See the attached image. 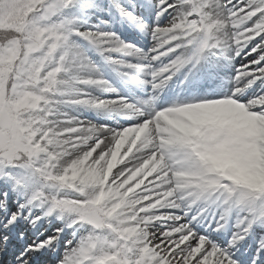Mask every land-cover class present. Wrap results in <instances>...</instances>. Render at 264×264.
Masks as SVG:
<instances>
[{"label":"snow or ice","instance_id":"snow-or-ice-1","mask_svg":"<svg viewBox=\"0 0 264 264\" xmlns=\"http://www.w3.org/2000/svg\"><path fill=\"white\" fill-rule=\"evenodd\" d=\"M76 5L77 0H0V51L10 54L13 45L31 28L33 18L44 15L47 19L42 23L58 25L57 34L66 36L68 43L74 37L87 40L110 64L127 69L120 75L135 79L136 74H142L146 64L111 58L113 53L139 58L142 50L120 40L115 33L99 29L82 31L78 18L65 14V10ZM113 6L144 29L141 17L127 11L118 0H113ZM158 7V19L165 13L171 19L167 25L157 23L153 27L154 47L146 52L148 59L141 60L151 66L160 63L159 67L152 66L159 71L143 80L151 86V98L129 101L107 80L95 78V68L90 73L93 79L116 95L102 99L87 91L91 87L80 84V91L68 101L71 106L107 114L114 113L112 108L119 106L121 112L131 113L125 116L134 118L128 126L96 125L61 112L57 115L62 136L71 139L56 149L43 132L33 135L20 124L8 100L9 93L15 95L14 81L11 73L5 77V95L0 99V178L8 180L26 198L19 206L21 210L39 207L44 209V216L55 214L61 219L67 215L66 201H76L71 222L66 225L74 229L75 242L68 241L70 247L58 264H238L232 249L249 236L254 226L264 225V186L259 181L243 184L232 179L237 171L264 176V103H253L264 98V94L245 95V90L257 80L264 81V0H247L237 7H228L225 0H176L175 4L158 0ZM221 11L234 22L241 21L233 28L238 34L233 45L236 56L250 45V52L257 55L249 65L236 69L234 88L224 98L204 97L159 107L158 94L177 73L188 66L195 68L207 60L210 52L219 50L213 36L216 31L213 21ZM48 35L45 32L43 38ZM87 62L92 65L89 58ZM241 72L247 74L246 88L235 82ZM47 95L55 99L57 93L51 90ZM207 102H214L210 109L226 106L225 113L217 119L195 121L182 116L186 131L177 130L164 119V116L172 119L174 111L185 106ZM237 104L244 105L251 123L241 124L232 118L241 113L235 108ZM128 105L131 108L125 107ZM203 112L193 109L187 113ZM76 152L80 154L74 156ZM113 154L118 163L108 172ZM186 161L193 167L184 168ZM97 164L104 166L107 173L104 188L112 196L94 207V196L85 184L76 181L75 187L69 188L60 178ZM201 179L214 185L210 192L200 190ZM2 195L7 198L6 192ZM19 214L17 211L6 216L2 227L8 229L15 224ZM233 217L235 230L222 246L213 234L224 232ZM40 219L36 216L30 222L35 225ZM206 220L207 230L202 231L198 225ZM80 229L85 232L76 238ZM62 232L63 229H57L55 236L29 244L26 254L17 258L19 264H30L33 253L53 247ZM0 236L3 252L9 236L3 233ZM258 251H264V240L259 242Z\"/></svg>","mask_w":264,"mask_h":264},{"label":"clouds","instance_id":"clouds-1","mask_svg":"<svg viewBox=\"0 0 264 264\" xmlns=\"http://www.w3.org/2000/svg\"><path fill=\"white\" fill-rule=\"evenodd\" d=\"M232 15L234 16L235 14L233 13ZM46 19L44 15L35 16L31 21V28L13 45L11 53L0 51V99H3L5 95L7 85L5 77L8 73H11L12 80L14 81L13 90L15 91V95L9 93L8 100L20 124L24 125L25 130L31 131L33 135L43 132L45 136L50 138L53 147L59 149L71 138H64L62 136V125L59 123V116L57 114L62 112V107L71 106L68 101L80 91L78 85L84 84L89 87L94 86L95 88L103 89L106 86L93 79L90 73L94 71L95 67L87 62L88 57L79 45L74 41L70 44L66 36L57 34L58 25L55 23H42ZM240 22H234L223 11L213 21V24L216 25V31L213 33L215 44L219 46L220 56L229 62L236 57V54L233 52V45L237 43L238 34L233 32V28L237 27ZM144 29H147L146 24ZM45 32L49 33L47 38H43ZM48 40H51L52 43L49 44ZM230 53H234V55H229ZM209 55H216V53L210 52ZM139 58L140 60H147L148 54L141 51ZM45 69L48 71L45 72ZM158 71L159 69H153L149 62L143 66L142 75L146 77ZM246 75L243 72L239 73L235 77V82L240 83L245 88L248 87V84L245 83ZM135 79H138V77ZM232 79L234 80V78ZM144 82L147 83L146 80ZM51 90H55L57 93L55 99L47 95V92ZM213 103L207 102L195 106L188 105L175 110L172 120L180 121L182 113L193 109L206 111L210 109ZM253 103H264V98H260ZM125 107L131 108L130 105ZM235 108L237 111L247 115L243 104H237ZM112 111L121 116H130L131 114L130 112L128 114L121 112L119 106H114ZM50 115L55 116V118L49 119ZM164 119L168 120L170 118L164 116ZM36 125L39 126L37 127ZM175 127L179 131H186L184 125ZM122 143H125V141H122ZM79 154V152H76L73 155L78 156ZM117 163L116 156L113 154L111 162L107 165L108 172L116 167ZM182 166L184 168L193 167L187 161ZM191 178L194 177H183L184 180ZM60 179L69 188H74L76 181L85 184L89 193L94 196L92 200L94 207L111 199L112 193L106 191L104 188L107 173L103 165L97 164L87 170H74L72 176L65 175ZM232 179L235 182L243 184L259 181L261 186H264V176H252L246 172H233ZM212 187L214 185H210L207 180L201 179L199 185L201 191L210 192ZM75 204L76 201L72 199L66 201L65 211L67 215L62 214L66 221L71 222L72 209ZM179 206L177 204V207Z\"/></svg>","mask_w":264,"mask_h":264},{"label":"rangeland","instance_id":"rangeland-1","mask_svg":"<svg viewBox=\"0 0 264 264\" xmlns=\"http://www.w3.org/2000/svg\"><path fill=\"white\" fill-rule=\"evenodd\" d=\"M135 1V0H118V2L129 12H132L135 16L141 17L143 19L144 24L147 25V29H141L138 27L135 23L127 20L125 16H123L114 6H113V0H77V5L74 8H70L65 10V14L68 17H75L78 18L80 29L83 30H96L99 29L100 31L105 32H111L115 33L117 37H119L120 40L124 41L125 43L134 45L136 48L141 49L144 52H148L149 49L145 48L144 46L147 44V42L153 40L152 32H149L150 29H152L154 24H161L167 25L171 19V16L169 15V18L164 14L163 16H160L159 19L157 18V13L159 12L157 10L158 5L156 7V4H158V0H139L140 3V10L131 11L129 9V2ZM232 1V0H231ZM170 3L175 4L176 0H169ZM247 0H236L237 6H243V4H246ZM225 3L227 5L229 4L228 0H225ZM156 8V9H155ZM169 12H171L173 15L175 14L172 9H169ZM169 14V13H168ZM124 36V37H123ZM259 38H257L258 40ZM74 42L79 45V47L83 50V52L87 55L89 60L91 61L92 65L98 70L106 71L108 73L114 72V67L112 64L108 62L107 59H104V56L100 54V52L97 50L96 46L92 45L91 42L84 40L80 37H74ZM155 44V42H154ZM251 47V45L249 46ZM248 50L245 49V51ZM248 55V52H244L243 59L246 58ZM112 59H119L118 57L111 56ZM253 58H247L244 61V65H249L250 61ZM147 61H144L143 64H147ZM215 65L210 67V69H207L211 74L212 77L218 78L222 83L228 82L229 80H232V70L233 68L223 65L219 61L214 62ZM218 74L219 76L215 75ZM126 80H131L130 77H126ZM124 79V80H125ZM215 80V78H214ZM257 80L256 82H258ZM213 82V80H212ZM124 84V81H123ZM129 86H131L134 89H137L135 92L136 96L132 99H129V101H136L140 99H147L146 96L139 94L137 91L138 89L140 91H144L139 85L133 81H128ZM167 86V85H166ZM167 89V87H165ZM172 87H168V91H172ZM250 89H248L249 91ZM141 93V92H140ZM102 99H107L100 97ZM243 102V101H242ZM72 106L62 107L61 111L62 113H66L68 116H73L76 111L75 108H71ZM107 118V117H106ZM82 120H86L82 118ZM96 124V123H95ZM97 125V124H96ZM4 189H8L6 191L7 198L5 199L3 197ZM25 197L15 191L13 189V185L6 179L0 178V200L3 202L0 203V216L3 219V222L5 220V217H10L13 213H16L19 211V216L17 217V221L13 225H9L8 228H11V231L13 232V236L15 238L16 247L22 246V249L24 250L25 245L28 243H24L22 241V244L19 245L20 239L26 238L25 240H28L30 242H36L42 239H46L50 237L51 229L54 225H58L56 222L58 220H63L64 218L58 219L55 214L51 216H44V209L39 207H25L24 209H20V204L25 203ZM38 212H40L39 216L42 217L39 221L35 223H31L30 221L33 220L36 215H38ZM56 223V224H55ZM209 223L208 220H206L203 224L198 225V227L201 228L202 231H206L207 224ZM232 224H235V217L232 218ZM24 227L30 228L33 227V229H36L35 233H33L32 236H27L28 233L24 232ZM46 228V231H45ZM63 232L60 233V236L65 232V228H62ZM81 230V229H80ZM82 229L80 234L77 232L78 238L80 235L84 234L85 230ZM235 230V229H234ZM233 228L229 227L227 225V228L222 233H214L213 236L215 237L216 241L220 243L222 246L223 244H226L228 240L231 239L232 232L234 231ZM43 235L41 237H37V235L40 232H43ZM21 233L23 235L21 236ZM57 234V233H56ZM55 234V235H56ZM67 236H70L71 239L74 241L73 232L70 230H67ZM54 235V236H55ZM35 236V238H34ZM29 237V238H28ZM261 237V238H260ZM263 237V238H262ZM249 238V239H247ZM246 239L251 243V246L249 245V242L247 240L242 241L236 248L232 249L233 256L236 259L237 255L241 256V260L245 261L246 258L250 255L251 257L248 260L247 264H264V251H258V245L261 240H264V226H257L254 227L252 232L249 234V236ZM0 239H2V236H0ZM58 240L55 242L53 247L41 249L37 253L32 254V259L30 261V264H58L59 260L63 256L65 250V247L67 246L68 242ZM224 242V243H223ZM65 243V244H64ZM255 244L252 247V244ZM9 243L6 242L5 248L3 252H0V264H7L12 261L11 264H19L18 257L21 256L22 253L26 254V250L23 252H19L16 256L11 255L7 256L6 261L7 263H3V258L5 257V252L8 250H12V252H15L18 250L14 246H9ZM246 254H245V253ZM52 253V257L50 256Z\"/></svg>","mask_w":264,"mask_h":264},{"label":"bare ground","instance_id":"bare-ground-1","mask_svg":"<svg viewBox=\"0 0 264 264\" xmlns=\"http://www.w3.org/2000/svg\"><path fill=\"white\" fill-rule=\"evenodd\" d=\"M158 4H156L157 7ZM228 7H237L236 0H232ZM129 9L131 11L140 10V3L139 0L129 2ZM156 9V8H155ZM160 11L159 7L157 8ZM165 15L169 18V14L165 13ZM127 20L128 18L125 17ZM154 24L152 27H154ZM153 29V28H152ZM152 29L149 32H152ZM124 37V36H123ZM149 50L154 47V40H151L146 45ZM250 48L244 52H248V55L245 59H243L244 52L241 53L240 56H236L235 59L231 60L230 62L220 56L219 50H216V55H209L206 61L201 62V64L197 65L195 68L191 66L186 67L180 73H177L175 77L172 78L171 81L168 82L167 88L172 87L173 91L165 90V88L158 94V106L159 107H167L174 102H189L193 100H200L204 97L209 98H224V94L228 93L233 90L234 88V80H229L228 82L222 83L218 78L212 77V74L207 70L210 69L213 65H215V61L221 62L223 65H227L232 70L233 77L236 74V69H238L241 65H244V61L247 58H254L257 54L251 53ZM229 55H234V53H230ZM113 57H118L121 60H124L125 63H136L143 65L144 61H141L138 57L128 56L126 53H113ZM104 59H106L104 57ZM164 62H167V58H163ZM153 67H159L160 63L155 62L152 65ZM114 72L108 73L102 70L97 71V73L93 74L95 78H101L107 80L113 87L117 89V93L124 97L133 98L136 96L135 92L137 89L132 88L129 86L128 81L133 82L135 81L139 87H141L144 91V96L149 98L152 95V89L149 84L143 83V80L147 77H144L142 74H136L138 79H131L126 80L124 76L120 75L122 71H127L124 69L122 65H113ZM219 76L218 74H215ZM215 78V80H214ZM125 79V80H124ZM124 81V84L121 82ZM213 80V82H212ZM248 89H250L248 91ZM245 90V95L253 94V93H261L264 94V81L259 80L255 82L252 86ZM134 90V91H132ZM92 95L98 97H107L113 98L116 94L108 92L103 88H95L91 87L87 89ZM140 92V90L138 89ZM137 91V92H138ZM242 102V101H241ZM71 108H75L76 111L72 117H75L84 122H90L92 124L96 123L98 125H106L108 127L113 128H120L122 126H128L134 122L133 117L128 116H121L117 115L116 113H103L97 112L87 107L83 106H72ZM226 111V106L224 105H217L205 111L203 113L198 114H189L187 112L182 113V116L189 120H207V119H217L221 117ZM103 116H110L112 120L110 121L109 117L104 118ZM82 118L86 120H82ZM237 122L241 124H249L251 123L250 118L243 113H236L232 117ZM103 119L107 120L104 121ZM169 123L173 124L174 126H183V120L175 121L172 119H168ZM119 167V166H118ZM117 169H114V172ZM39 214V213H38ZM231 222V221H229ZM66 223H69L67 221ZM65 225V224H64ZM66 226V225H65ZM61 225H56L52 228L51 234L55 233L57 229H61Z\"/></svg>","mask_w":264,"mask_h":264}]
</instances>
